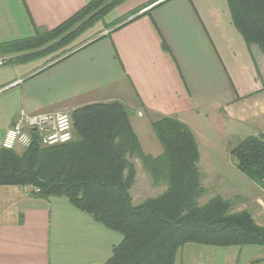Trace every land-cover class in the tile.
Listing matches in <instances>:
<instances>
[{"label": "crops", "instance_id": "0c3cea01", "mask_svg": "<svg viewBox=\"0 0 264 264\" xmlns=\"http://www.w3.org/2000/svg\"><path fill=\"white\" fill-rule=\"evenodd\" d=\"M90 1L0 0V43L51 30ZM52 58L0 66V148L22 112L114 101L135 105L138 118H178L197 138L213 117L244 138L264 136V53L246 44L227 0H127ZM30 191L0 186V264L107 261L116 236L66 200ZM228 248L188 245L176 264H237Z\"/></svg>", "mask_w": 264, "mask_h": 264}, {"label": "trees", "instance_id": "16d2710c", "mask_svg": "<svg viewBox=\"0 0 264 264\" xmlns=\"http://www.w3.org/2000/svg\"><path fill=\"white\" fill-rule=\"evenodd\" d=\"M125 1L91 0L51 30L37 29L33 37L0 43V58L9 57L3 66L51 55L54 60ZM227 2L246 44L264 53V0ZM71 116L73 139L66 144L45 146L33 133L28 148H0V186L28 188L42 201L64 199L120 234L103 264H176L188 245L264 247V227L250 212H234L232 202L221 196L201 203L207 190L199 169L200 148L187 124L175 117L154 120L152 130L163 152L153 157L144 153L133 113L121 102L88 105ZM231 156L239 173L264 187V136L244 138ZM135 157L153 185L165 187L137 205L130 193L137 175Z\"/></svg>", "mask_w": 264, "mask_h": 264}, {"label": "rangeland", "instance_id": "374dc122", "mask_svg": "<svg viewBox=\"0 0 264 264\" xmlns=\"http://www.w3.org/2000/svg\"><path fill=\"white\" fill-rule=\"evenodd\" d=\"M126 107L131 110V113L138 121H134L136 128L134 129L141 141L144 153L153 157L160 155L163 149L152 130L151 124L154 120L161 117L145 111L146 115L138 118L135 112L137 109L135 105ZM200 126L199 136L202 135V137L197 138L196 134L195 136L200 148L199 169L202 184L207 190V195L202 199L201 203L214 196H221L232 202L234 212L248 211L253 215L256 222L264 227V187L258 186L239 173L236 170L234 158L231 156V151L244 139L243 135L246 134V131L244 129L241 130L242 128L237 124H226L225 126L215 117L206 126ZM231 129H233V136L230 138L226 137L227 132ZM16 150L20 151V149ZM133 162L137 175L130 193L134 204L137 205L146 198L160 195L165 190V187L153 185L152 179L139 157H135ZM107 231L111 235L116 236L112 243L117 245L120 241L119 239H121L120 234ZM228 250L237 258V264H247V260L256 257L258 260L253 264H264V247H229Z\"/></svg>", "mask_w": 264, "mask_h": 264}, {"label": "built area", "instance_id": "2783aa9c", "mask_svg": "<svg viewBox=\"0 0 264 264\" xmlns=\"http://www.w3.org/2000/svg\"><path fill=\"white\" fill-rule=\"evenodd\" d=\"M9 57L0 58L3 66ZM33 133L38 134L40 143L45 146L66 144L73 139V121L71 113L47 112L42 114H26L5 133L2 147L7 150L28 148L34 142Z\"/></svg>", "mask_w": 264, "mask_h": 264}]
</instances>
